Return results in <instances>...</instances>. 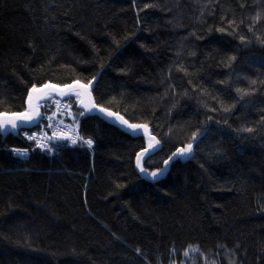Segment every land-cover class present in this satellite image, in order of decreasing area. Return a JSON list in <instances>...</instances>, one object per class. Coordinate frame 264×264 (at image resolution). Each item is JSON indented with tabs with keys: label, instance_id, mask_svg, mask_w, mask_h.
Segmentation results:
<instances>
[{
	"label": "trees",
	"instance_id": "trees-1",
	"mask_svg": "<svg viewBox=\"0 0 264 264\" xmlns=\"http://www.w3.org/2000/svg\"><path fill=\"white\" fill-rule=\"evenodd\" d=\"M93 76L144 169L193 148L145 176L71 94L91 146L0 135V264H264V0H0V111Z\"/></svg>",
	"mask_w": 264,
	"mask_h": 264
},
{
	"label": "snow or ice",
	"instance_id": "snow-or-ice-1",
	"mask_svg": "<svg viewBox=\"0 0 264 264\" xmlns=\"http://www.w3.org/2000/svg\"><path fill=\"white\" fill-rule=\"evenodd\" d=\"M256 19H259V15L256 17ZM223 31V30H222ZM240 39L243 41L245 37L241 36ZM231 59H235V57H231ZM123 71V69H122ZM97 79V77L93 76L92 79L88 80L87 83L82 82L79 79L73 80L70 84H54L50 81L47 83L41 84L39 87H37L36 84H33L31 89L28 93L27 98V107L23 111H16V112H8V111H0V129H4L8 126H11L12 128H18L21 123L24 122H30L33 119L39 117L41 115L40 108L38 104H34V95L35 99L41 98V96H50L53 92H58L61 96H64L66 94H75V96L79 99L80 104L84 106L85 109L91 110L93 108L100 109L102 112L108 114L109 116L118 118L123 124L128 125L131 129H144L145 133L148 136L147 139V147L141 148L140 152L137 153V164L141 165V157L144 156L146 153H149L156 145H158L160 142L156 139L155 136L151 135L150 132H148V125L147 124H129V121L124 119L123 116H121L118 112H113L109 108H101L99 104L94 103V98L92 96L91 92V85L93 82ZM255 83V81H253ZM67 107V106H66ZM57 115L56 112L52 113V117H55ZM49 117V120L51 121V118ZM62 124V121L58 122V125ZM58 125L54 126L51 123L48 125L49 127H58ZM26 136H28V133H25ZM33 136L37 134H32ZM44 138L37 140V145L41 149H47L49 151L52 150V146L48 143L49 140H56V139H62L66 138L70 140L71 143L75 144L77 143V140L82 141L83 143H86L88 146H91L93 144L92 139L84 140L83 137L78 136V134H73V132L70 131H59L54 130L51 133V136H48L46 133L41 134ZM193 139L197 138V133L194 132L192 134ZM32 137L30 136L29 139ZM193 148L192 143H187L186 145L182 147H177L175 149V152L172 154V156H169L168 159L164 160V165L167 166L169 163L173 160V158L177 156H184L191 152ZM13 151L20 152V153H27L29 151L28 148H14ZM141 171L147 172V169H144L141 165ZM163 170L162 169H155L151 172L152 177H156L158 174H160ZM139 251V249H137Z\"/></svg>",
	"mask_w": 264,
	"mask_h": 264
},
{
	"label": "built area",
	"instance_id": "built-area-1",
	"mask_svg": "<svg viewBox=\"0 0 264 264\" xmlns=\"http://www.w3.org/2000/svg\"><path fill=\"white\" fill-rule=\"evenodd\" d=\"M69 108L70 107L66 99H61L59 97L51 96L50 99L44 104V109L41 113V120H40V125L38 126V128L32 129V130H22L21 132L23 136L32 143V147H39L37 145V140L44 138L41 135L42 133H46L48 136H51V133L54 130L70 131V132H73V134H78V136L83 137L79 132L77 124L69 116ZM53 112L57 113L55 117H52ZM49 117H52L51 121L49 120ZM59 121H62V124L58 125ZM50 123L54 126L58 125V127H49L48 125ZM25 133H28V136H26ZM34 133L37 135L33 136L32 134ZM30 136L32 137L31 139H29ZM83 138L84 140L89 139V137H83ZM66 140L70 142V140L68 139ZM77 142H80V140H77ZM14 148H28L29 149V147L11 146L9 149L11 153L16 156H25L29 152V151L27 153L15 152L13 151Z\"/></svg>",
	"mask_w": 264,
	"mask_h": 264
},
{
	"label": "water",
	"instance_id": "water-1",
	"mask_svg": "<svg viewBox=\"0 0 264 264\" xmlns=\"http://www.w3.org/2000/svg\"><path fill=\"white\" fill-rule=\"evenodd\" d=\"M68 84H70V83H68ZM37 87H39V86H37ZM90 87H91V92H92L93 84H92ZM28 93H29V92H28ZM33 95H34L33 103H34V104H38V105H39V108H40V104H41L42 102H45L46 100H48L49 97L52 96V95H53V96H56V97H59V98H66V97H67L68 95H70V94H66V95H64V96H61L58 92H53L52 95H50V96H41V98H39L38 100L35 99V95H36V94H33ZM71 95H75V94L73 93V94H71ZM92 96H93V94H92ZM27 98H28V94H27ZM27 98H26V102H25V108L28 106V105H27ZM94 103H95V101H94ZM95 104H96V103H95ZM82 108H84L83 105H82ZM101 108H105V107H102V106H101ZM84 109H85V108H84ZM85 111H87V112H91V113H95V114H98L100 117H102L104 120H106V121H108V122H110V123H113V124H115V125H117V126L123 128V129H125V130H127V131H129V132H134V133L142 134V135H144L146 138H148V136H147V134L145 133V130H144V129H131L130 127L124 126V125L121 124L122 122H121L118 118H116V117H112V116H109L108 114L102 112L100 109H96V108H93V109H91V110L85 109ZM113 112H114V111H113ZM39 117H40V116H39ZM39 117L33 119V120L30 121V122H24V123H21L20 126H19L18 128H15V129L12 128L11 126H8V127L4 128V129H0V135H1L2 137H5L8 133H13V134H14V133H17L20 129L32 128V127H34V125L37 123ZM124 119H125V118H124ZM148 132H149V130H148ZM155 147H157V145H156ZM155 147H154V148H155ZM154 148H153V149H154ZM153 149H152V150H153Z\"/></svg>",
	"mask_w": 264,
	"mask_h": 264
},
{
	"label": "rangeland",
	"instance_id": "rangeland-1",
	"mask_svg": "<svg viewBox=\"0 0 264 264\" xmlns=\"http://www.w3.org/2000/svg\"><path fill=\"white\" fill-rule=\"evenodd\" d=\"M76 97V96H75ZM66 99V101L68 102V104H69V116H70V118L73 120V121H75V114H74V112H75V110L73 109V107H72V104L70 103V99L69 98H65ZM76 101H77V103L80 105V106H82V104H80V102H79V99L76 97ZM47 101H45L44 103H46ZM84 109V108H83ZM85 110V109H84ZM79 114H80V112H79ZM76 124H77V122H75ZM122 125H124V126H127V127H129L128 125H126V124H123V123H121ZM129 124H132L131 122H129ZM135 124H142V123H135ZM78 126V125H77ZM148 139V138H147ZM189 154V153H188ZM188 154H186V155H184V156H182V157H186ZM172 156V155H171ZM142 158V157H141ZM142 165V164H141ZM141 165H138L137 164V166H138V168H139V170L141 171ZM158 169V168H157ZM165 169H166V166L165 165H163V167H162V172L160 173V174H158L157 176H159V175H161L164 171H165ZM155 170V169H154ZM154 170H148L147 172H142L145 176H148V177H152L151 176V172L152 171H154ZM156 176V177H157Z\"/></svg>",
	"mask_w": 264,
	"mask_h": 264
},
{
	"label": "crops",
	"instance_id": "crops-1",
	"mask_svg": "<svg viewBox=\"0 0 264 264\" xmlns=\"http://www.w3.org/2000/svg\"><path fill=\"white\" fill-rule=\"evenodd\" d=\"M41 105V104H40ZM40 112H41V109H40Z\"/></svg>",
	"mask_w": 264,
	"mask_h": 264
}]
</instances>
